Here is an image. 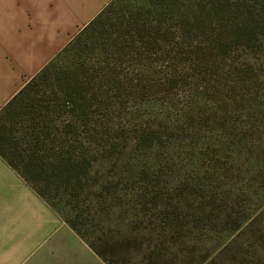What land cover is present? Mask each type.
<instances>
[{"label": "rangeland", "instance_id": "rangeland-1", "mask_svg": "<svg viewBox=\"0 0 264 264\" xmlns=\"http://www.w3.org/2000/svg\"><path fill=\"white\" fill-rule=\"evenodd\" d=\"M162 1L140 17L153 48L95 33L33 91L77 77L89 112L52 114L90 163L45 200L115 264H264V0Z\"/></svg>", "mask_w": 264, "mask_h": 264}, {"label": "crops", "instance_id": "crops-1", "mask_svg": "<svg viewBox=\"0 0 264 264\" xmlns=\"http://www.w3.org/2000/svg\"><path fill=\"white\" fill-rule=\"evenodd\" d=\"M111 0H0V111ZM0 264H108L0 155Z\"/></svg>", "mask_w": 264, "mask_h": 264}, {"label": "trees", "instance_id": "trees-1", "mask_svg": "<svg viewBox=\"0 0 264 264\" xmlns=\"http://www.w3.org/2000/svg\"><path fill=\"white\" fill-rule=\"evenodd\" d=\"M121 0H111L81 31L71 39L68 44L61 49L57 55L26 85H24L13 98L0 111V155L18 171V173L36 190V192L46 199L47 190L52 189L55 182L61 185L81 180L87 174L89 159L77 161L75 157L76 146L72 144L75 132L73 123H67L59 134L54 132L52 114H62L59 109L71 105L70 114L73 113L74 120H78L83 115H88V106L80 102L83 87L77 77H68L64 83L61 76H55L56 84L51 92L54 98L46 100L37 99L32 96L37 87L43 88L52 75L50 72L55 68L56 57H60L64 52L78 51L93 44V35L102 38H112V44L118 46L122 41L135 42V34L145 44L151 48L155 43H159L156 37L150 35L160 27H148L147 21L141 22L140 17L150 14L151 9L162 8L164 1L151 0L145 6L137 7L136 4H121ZM149 7H147V6ZM143 9H147L144 11ZM162 29V28H160ZM125 34L131 36L124 39ZM148 40L145 42V37ZM150 38H153L152 41ZM84 41V43H82ZM147 46V47H148ZM78 55V53H77ZM82 83V82H81ZM48 86V85H47ZM58 88L60 95L55 93ZM45 92V91H44ZM62 93L65 95L62 97ZM43 97V96H39ZM85 97L83 98V100ZM74 104V105H73ZM77 105V106H76ZM80 114L77 108L81 107ZM64 110V109H63ZM58 130V129H56ZM20 132L21 143L13 142L10 132ZM75 157V160H74ZM43 184L44 187H39ZM67 187V185H66ZM70 226L87 240L82 233V227L74 217L65 219ZM89 245L108 264L115 262L108 257L105 250L98 248L95 243L88 241Z\"/></svg>", "mask_w": 264, "mask_h": 264}]
</instances>
